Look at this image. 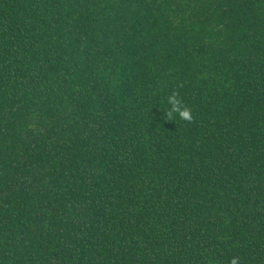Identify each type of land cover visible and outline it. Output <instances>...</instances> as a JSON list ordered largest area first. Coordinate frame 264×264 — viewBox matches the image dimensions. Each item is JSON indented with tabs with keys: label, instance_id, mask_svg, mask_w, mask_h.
<instances>
[{
	"label": "trees",
	"instance_id": "obj_1",
	"mask_svg": "<svg viewBox=\"0 0 264 264\" xmlns=\"http://www.w3.org/2000/svg\"><path fill=\"white\" fill-rule=\"evenodd\" d=\"M0 264H264V0H0Z\"/></svg>",
	"mask_w": 264,
	"mask_h": 264
}]
</instances>
